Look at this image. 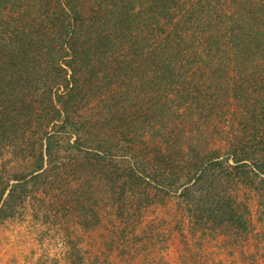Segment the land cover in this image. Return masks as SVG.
<instances>
[{"label": "trees", "instance_id": "trees-1", "mask_svg": "<svg viewBox=\"0 0 264 264\" xmlns=\"http://www.w3.org/2000/svg\"><path fill=\"white\" fill-rule=\"evenodd\" d=\"M5 149L31 169L0 177V220L62 150L121 156L111 173L92 165L117 202L152 171L191 230L239 242L252 228L238 185L264 222V0H0ZM152 199L142 191L138 206Z\"/></svg>", "mask_w": 264, "mask_h": 264}, {"label": "rangeland", "instance_id": "rangeland-1", "mask_svg": "<svg viewBox=\"0 0 264 264\" xmlns=\"http://www.w3.org/2000/svg\"><path fill=\"white\" fill-rule=\"evenodd\" d=\"M172 16L176 21V11ZM93 105H82L77 118L82 120ZM72 155L59 150L46 172L47 181L29 184L31 192L13 216L0 220V264H264L262 210L258 194L250 188L238 185L234 194L249 208L251 233L234 243L219 239V245L202 231L190 229L187 205L176 191L153 182L152 171L139 177L134 191L125 190L117 202L111 183L92 165L111 173L122 157L92 156L88 161ZM75 161L83 163L82 168L71 167ZM28 163L21 154L5 149L0 177L29 172ZM142 191L153 197L151 204L138 206Z\"/></svg>", "mask_w": 264, "mask_h": 264}, {"label": "crops", "instance_id": "crops-1", "mask_svg": "<svg viewBox=\"0 0 264 264\" xmlns=\"http://www.w3.org/2000/svg\"><path fill=\"white\" fill-rule=\"evenodd\" d=\"M219 239H221V240H225L226 238H224L223 236H218V237L216 236V237H214V238H211V237H210V241L213 240V243H214V244L217 243V244L220 245V243H219V241H218ZM210 241H209V242H210ZM215 242H216V243H215ZM221 246H222V244H221Z\"/></svg>", "mask_w": 264, "mask_h": 264}]
</instances>
